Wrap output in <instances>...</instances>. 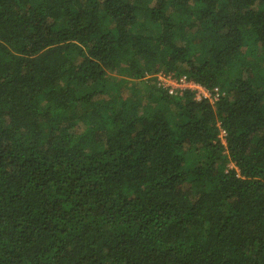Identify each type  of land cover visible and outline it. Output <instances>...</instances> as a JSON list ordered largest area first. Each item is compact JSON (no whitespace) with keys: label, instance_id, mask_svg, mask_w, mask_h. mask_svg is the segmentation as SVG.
<instances>
[{"label":"trees","instance_id":"trees-1","mask_svg":"<svg viewBox=\"0 0 264 264\" xmlns=\"http://www.w3.org/2000/svg\"><path fill=\"white\" fill-rule=\"evenodd\" d=\"M0 264H264V0H0Z\"/></svg>","mask_w":264,"mask_h":264},{"label":"built area","instance_id":"built-area-1","mask_svg":"<svg viewBox=\"0 0 264 264\" xmlns=\"http://www.w3.org/2000/svg\"><path fill=\"white\" fill-rule=\"evenodd\" d=\"M148 78L154 79L160 87L167 90L171 95H176L185 90H192L195 92L194 97L196 100L207 99L211 102H216L223 96L222 91H220L219 89L209 90L205 87L195 84L192 81L188 82L185 79H176L174 75L157 73ZM225 136L226 133L224 131H221L220 138L223 143H225Z\"/></svg>","mask_w":264,"mask_h":264},{"label":"rangeland","instance_id":"rangeland-1","mask_svg":"<svg viewBox=\"0 0 264 264\" xmlns=\"http://www.w3.org/2000/svg\"><path fill=\"white\" fill-rule=\"evenodd\" d=\"M152 76V75H151ZM150 79H152V78H150Z\"/></svg>","mask_w":264,"mask_h":264}]
</instances>
